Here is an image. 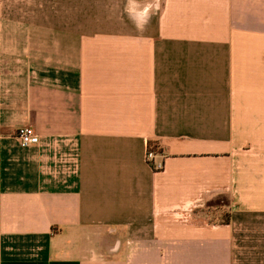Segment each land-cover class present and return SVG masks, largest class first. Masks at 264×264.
Segmentation results:
<instances>
[{
	"label": "crops",
	"instance_id": "obj_1",
	"mask_svg": "<svg viewBox=\"0 0 264 264\" xmlns=\"http://www.w3.org/2000/svg\"><path fill=\"white\" fill-rule=\"evenodd\" d=\"M0 264H264V0H0Z\"/></svg>",
	"mask_w": 264,
	"mask_h": 264
},
{
	"label": "built area",
	"instance_id": "obj_2",
	"mask_svg": "<svg viewBox=\"0 0 264 264\" xmlns=\"http://www.w3.org/2000/svg\"><path fill=\"white\" fill-rule=\"evenodd\" d=\"M17 137L19 139V143L22 147H28L32 144H36L39 140V136L36 134L33 126H23L17 131ZM155 152L149 151L147 153V160L150 162L154 161ZM156 170H160L163 167V163H155L154 164Z\"/></svg>",
	"mask_w": 264,
	"mask_h": 264
},
{
	"label": "trees",
	"instance_id": "obj_3",
	"mask_svg": "<svg viewBox=\"0 0 264 264\" xmlns=\"http://www.w3.org/2000/svg\"><path fill=\"white\" fill-rule=\"evenodd\" d=\"M148 150L154 151V152L161 151L160 148L158 147V145L153 144V143H149ZM219 208H220V206L217 207V209L212 210L214 212V215H215V216L213 215L214 218L216 217L222 223H228L230 221V214L226 210H221Z\"/></svg>",
	"mask_w": 264,
	"mask_h": 264
},
{
	"label": "rangeland",
	"instance_id": "obj_4",
	"mask_svg": "<svg viewBox=\"0 0 264 264\" xmlns=\"http://www.w3.org/2000/svg\"><path fill=\"white\" fill-rule=\"evenodd\" d=\"M220 201H223L224 203H226V199H220Z\"/></svg>",
	"mask_w": 264,
	"mask_h": 264
}]
</instances>
